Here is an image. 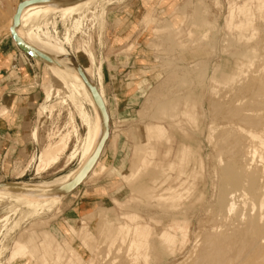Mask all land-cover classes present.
Instances as JSON below:
<instances>
[{"label":"rangeland","instance_id":"rangeland-1","mask_svg":"<svg viewBox=\"0 0 264 264\" xmlns=\"http://www.w3.org/2000/svg\"><path fill=\"white\" fill-rule=\"evenodd\" d=\"M23 1L0 0V45L20 52L9 24ZM81 7L52 10L36 31L63 42L87 67L114 132L102 167L65 197L25 204L34 198L7 194L0 264H199L204 237L215 241L235 224L221 206L222 178L237 160L247 164L241 155L249 148L258 150L248 165L264 187V0H96ZM32 60L44 94L31 132L38 149L15 160L0 148V184L70 175L83 160L85 120L95 119L76 84L62 77L66 71L52 74ZM105 65L125 77V96L105 94ZM19 111L0 107L14 134ZM52 151L58 164L42 163Z\"/></svg>","mask_w":264,"mask_h":264},{"label":"bare ground","instance_id":"bare-ground-1","mask_svg":"<svg viewBox=\"0 0 264 264\" xmlns=\"http://www.w3.org/2000/svg\"><path fill=\"white\" fill-rule=\"evenodd\" d=\"M94 1L96 0H25L19 5L18 9L12 15L9 26L11 27V35L14 39L15 44H17L18 47L21 46L24 50L30 52L34 56L33 58L35 61L41 62L47 66H51L50 68L53 71L52 74H56V72L61 71V69L66 71L68 75L66 72H63L62 74H65L62 77L69 78V82H73L76 84L81 95L94 111L93 114H95V119L87 116V119L85 120L87 133L81 144V156L83 160H81L82 163L77 170L72 172L69 176L66 175L68 176L66 179L60 182L54 181L55 183L52 182L50 184H33L26 182L1 183L0 203H3L6 200L7 194L10 192L30 195L34 198L25 202V204L34 203L38 200H42L45 197H65L70 190L73 181L80 175V173H82V171L86 170L87 165L90 163L94 155L100 151L95 163L88 172L87 179L92 176L101 157L103 156L105 145L110 140L112 134L110 123L111 117L106 107L105 100L99 93L96 84L89 79L88 73L86 71L87 68H85L83 64H79L71 56V54L65 48H63V42L58 39H53L52 36H50L47 32H44L40 35L36 31V28H39L44 21H49L47 20V17L52 10L60 9L65 10L66 13L67 11L68 13H70L69 10L76 11V9H78L79 7L84 5L86 6L87 4ZM2 19L3 18L0 14V23ZM21 51L25 53L23 50ZM52 76L54 79L56 75ZM59 76L60 75L57 73L58 78ZM59 80L61 79H58L57 82ZM59 84L60 82L57 83L58 87L60 88ZM63 84L61 83V85ZM54 90L56 89L54 88ZM92 90H95L97 92L98 97L101 99L103 105L105 106L107 117L102 111L98 99H96L92 95ZM56 94L55 92H53L54 96H56ZM238 145L239 143L235 145V149L237 150L239 149L237 148ZM241 149H239L238 151L235 150V155H237L238 153V158L234 155V153L232 155L235 156L236 159L240 160H242L241 156H243L242 158L244 160V163L246 162L247 164L244 165L242 161L237 160V163L240 164H235V162L234 166L230 168L232 170L227 172L223 178L221 177L224 180L223 185L225 184L223 186V203L221 206L224 205V211L227 212V216L232 214L236 215V218L234 219L235 224L230 223L232 224V227H229L230 229L228 228L227 231L231 230L228 233L220 235L218 232H216L218 233L216 234V236H220L215 241L208 240L209 236H207V238L206 236L204 237V240L207 239L209 245H207L208 243L204 244L208 248L203 246V248L207 249L204 252L203 256L201 255L202 257L199 260V264H264V187L262 190L258 188L256 175L254 173H251L249 168L250 164L248 163L250 161L252 162V160L254 161L255 157L258 154V150L255 148H249L248 150L245 149L247 150L246 153L244 152L245 154H242V152L240 151ZM234 150H231V152H234ZM77 154V151L73 153V159L77 157ZM225 166L226 168L229 167L228 164H226ZM225 169L223 170L226 171ZM241 198L244 201V206H241L244 208H241L242 210L238 212V203H242ZM45 199L44 202L48 201ZM51 206L53 207V205ZM222 208L220 207L219 214L221 211H223ZM223 212H221V214L225 215V212ZM226 215L224 218H226ZM221 216L222 215H220V217ZM211 233L210 237L212 238L215 236V234L214 236H212L213 234Z\"/></svg>","mask_w":264,"mask_h":264},{"label":"crops","instance_id":"crops-1","mask_svg":"<svg viewBox=\"0 0 264 264\" xmlns=\"http://www.w3.org/2000/svg\"><path fill=\"white\" fill-rule=\"evenodd\" d=\"M110 13V11L107 13L106 18ZM0 58L2 60L0 61L3 64L0 67V107L5 106L9 109L19 107V115L21 118L19 122L20 124L18 126L19 130L15 132V134L13 129L5 124V122L1 118L0 148L5 152V154L11 151L9 152L11 155V159H26L33 153V151L36 150V148L38 149L37 143L32 139L31 132L36 124L37 106L43 101L44 98L42 90L35 86L40 77L38 75V70L34 61L17 50L11 43L0 45ZM83 66L87 68L84 64ZM106 68L107 69L105 70H107L108 73H106V71H104L103 69L102 75L103 86L107 97L120 98L122 96H125V94H122L123 91H125V77L120 76V71L114 75H111L110 69H108V67ZM86 71L88 73L89 79L92 80L88 69H86ZM108 111L110 117L112 118L111 111L109 109ZM113 132L114 131L112 129V133ZM68 146L69 142L65 145V149L64 145L62 146L64 152H66ZM53 152L54 151L45 153L43 152L42 163L45 164L54 160L55 163L53 165H57L60 161L61 156L59 154H54ZM112 163L113 162H111V164ZM53 165L46 168V170H50ZM98 167L99 169L102 167L101 159L96 169ZM68 176H63L55 182H60L66 179ZM93 176L94 175L92 174L91 177ZM100 198L102 199V197H98L95 199L96 203L100 201Z\"/></svg>","mask_w":264,"mask_h":264},{"label":"water","instance_id":"water-1","mask_svg":"<svg viewBox=\"0 0 264 264\" xmlns=\"http://www.w3.org/2000/svg\"><path fill=\"white\" fill-rule=\"evenodd\" d=\"M21 48V50H23L25 53H27L28 55H30L31 57H34L30 52H28L27 50H24L21 46H19ZM92 95L98 99V102L100 103V107L102 108V111L105 113L106 117H107V113H106V109L105 106L103 105L101 99L98 97L97 92L95 90H92ZM100 151L98 153H96L94 155V157L92 158V160L90 161V163L87 165L86 170L82 171V173H80V175L73 181V183L71 184V188L76 187L78 184H80L82 182V179L84 178V176L86 174H88L89 170L91 169V167L93 166V164L95 163L98 155H99Z\"/></svg>","mask_w":264,"mask_h":264}]
</instances>
